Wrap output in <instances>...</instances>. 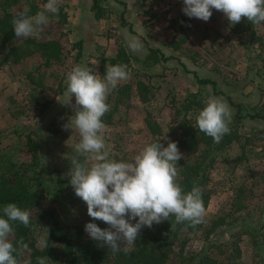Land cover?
I'll use <instances>...</instances> for the list:
<instances>
[{
    "label": "rangeland",
    "instance_id": "1",
    "mask_svg": "<svg viewBox=\"0 0 264 264\" xmlns=\"http://www.w3.org/2000/svg\"><path fill=\"white\" fill-rule=\"evenodd\" d=\"M118 1L127 4L126 19L131 28L121 24L124 7ZM46 2L39 0V5L44 8ZM98 3L107 11V17L101 20L91 12L93 0H59L60 11L67 21H51L32 37L41 42L55 40L64 48L61 61L51 62L36 74L38 80L42 78L41 85L32 84L28 78L41 63L39 56L28 57L18 65H0V170L7 169L12 161L22 167L32 163L27 146L29 135L42 142L39 151L42 164L36 171L43 174V182L38 183L46 189V198L31 213L34 235L41 249L44 246L40 241H46L47 230L55 220L71 230L81 221L103 223L88 216L87 206L75 195L68 174L63 185L68 197L52 195V187L56 185L54 171L69 173L73 156H78L75 147L80 141L79 133L63 127L77 107L75 97L69 101L65 95L67 75L75 66H87L103 77L102 58H117L121 51L129 57L126 63L129 79L107 98L111 109L118 96L124 97L113 116V125H108L103 134L109 158L117 162L132 161L154 139L165 143L171 139L179 124L173 108L179 107L188 95L197 94L203 102L213 96L223 98L216 96L212 87L199 85L192 72L216 81L217 91L243 103V114L255 109L264 112V25L255 26L252 33L236 34L233 24L215 9L208 22L187 17L181 10L183 0H98ZM14 11L19 12L20 8ZM131 37L143 43L142 52L130 51ZM23 39L26 38H20ZM79 42L82 57L77 59L75 45ZM150 49L176 59L149 66L144 60ZM141 81L154 94L147 104L139 96ZM125 85L131 87L127 95L119 93ZM223 100L234 114L228 100ZM57 127L58 132H48ZM236 131L240 141L220 151L211 167L208 188L212 200L205 219L232 213L238 193H245V209L232 215L237 220L235 226L219 229L210 239L182 230L175 243L176 253L200 256L208 252L214 241L235 240L241 232L240 225L247 226L245 229H264V121L247 119ZM28 168L33 171V166ZM252 240L247 235L241 237L244 263L264 264V248L259 251Z\"/></svg>",
    "mask_w": 264,
    "mask_h": 264
},
{
    "label": "clouds",
    "instance_id": "2",
    "mask_svg": "<svg viewBox=\"0 0 264 264\" xmlns=\"http://www.w3.org/2000/svg\"><path fill=\"white\" fill-rule=\"evenodd\" d=\"M183 14L208 22L215 9L222 12L235 25L246 18L252 25H264V0H183ZM44 11L33 16L20 14L12 19L14 35L29 38L38 34L58 18L59 0H47ZM130 51H143V43L136 37L128 41ZM129 79L128 66L115 64L106 67L101 77L87 66H75L67 75L65 95L69 101L75 97V114L70 117L65 130L75 129L80 141L71 161L69 181L75 195L87 206V214L93 221L99 220L108 227L101 229L94 222L86 223L85 232L101 246H107L115 254L135 244L142 228L175 218V223H188L195 228L205 220L203 190L194 186L184 192L180 184V167L177 162L183 154L177 142L168 141L146 145L130 162L110 159L104 133L108 125L103 117L110 110L108 96L121 82ZM232 110L220 97H209L205 107L196 117L199 131L219 143L230 133ZM0 217V264H20L18 257L28 245L21 239L14 246V224L29 227L31 212L15 203L6 204ZM135 221V223H131ZM40 244L47 246V241ZM123 245V246H122ZM49 258L37 257L36 264H48Z\"/></svg>",
    "mask_w": 264,
    "mask_h": 264
},
{
    "label": "trees",
    "instance_id": "3",
    "mask_svg": "<svg viewBox=\"0 0 264 264\" xmlns=\"http://www.w3.org/2000/svg\"><path fill=\"white\" fill-rule=\"evenodd\" d=\"M118 2L124 7L120 15L121 24L123 27L130 26L131 28V24L126 19L127 4L123 1ZM17 7L20 8L19 12L14 11ZM44 10L39 5V0H0V11L2 12V17L0 18V65H18L28 57L39 56L41 63L28 76L34 85H41L42 78L38 80L39 78L36 74L39 73L42 67L49 65L53 61H61L63 59L64 48L55 40L41 42L32 37L20 40L14 35L12 19L20 14L33 16L37 12ZM91 12L97 20L107 17V11L99 5L98 0H93ZM56 19L67 21L66 15L61 11H59L58 18L51 16V21ZM255 26L247 21L246 18H242L240 23L233 25V31L236 34L252 33ZM75 46H77V59H80L82 57V42L77 43ZM175 59L173 56H166L159 50L150 49L144 63L149 66H155ZM128 62L127 53L121 51L117 58H102L101 70L106 74L105 68L108 64H126ZM192 73L199 85L212 87L216 96H222L227 99L229 104L235 109V113L232 114L231 125H229L230 133L225 135L219 143H215L211 137L200 132L196 126V117L205 107V102L199 99L197 94H190L179 107L173 108L176 121L179 122L173 137L167 139L166 143L158 139H154L152 143L161 142L166 147L168 141L177 142L178 148L184 157L177 162L178 167H180L178 183L185 193L194 186L200 187L203 190L202 198L204 207L207 210L212 200V193L208 188L211 181V167L216 162L218 153L233 142L240 141L236 127L242 125L243 121L247 119L264 121V112L255 109L254 112L243 114L245 111L243 103L237 102L235 99L217 91L216 81L209 78H201L197 73ZM130 89L129 85H125L124 88L119 90V93L128 94ZM138 91L140 99L145 104L154 95L150 87L142 81L138 83ZM123 99V95L118 96L110 111L103 117L107 125H113V116L117 106L124 102ZM182 113L184 115L179 120ZM58 129L57 127L55 130H48V132L55 133L58 132ZM27 139L28 150L32 155V163L22 167L12 161V164L7 169L0 170V217L3 216V207L8 203H15L21 209L29 210L32 213L33 210L40 207L46 198V189L41 186L43 174L36 171L38 165L42 164L41 161L39 163V151L42 147V142L32 135H29ZM262 149L264 157V146ZM78 158L83 161L79 156ZM29 166H33V171L29 170ZM54 174H56V185L52 187L54 193L51 194L54 198L55 196L68 197V190L63 186L65 184L64 178L68 171H54ZM39 181H41L40 184L38 183ZM244 197L245 193H238L236 199H234V211L232 213L221 214L211 220L205 219L202 224L195 228L189 226L188 223H175L174 217H170L169 221L161 224H154L150 229L144 227L133 246L129 247L127 251L122 249L115 254L107 246H101L100 242L94 241L88 236L84 230L86 221H81L72 230L57 220L53 221L47 230V246L41 249L38 247V239L34 235L31 216L29 227L26 228L19 223L13 225L16 233L13 244L15 246L17 241L22 239L28 245V248L24 249L18 257L20 264H36L37 257L46 256L49 258L48 262L52 264H245L244 253L240 245L241 237L243 235L252 237L255 247L261 251L264 248V229L261 231L245 229L247 226L240 225L239 229L241 232L237 234L235 240L230 242L214 241L210 243L208 252L200 256L185 257L182 253H176L175 250V243L182 230L194 235L203 234L207 239H210L219 229L235 226L234 223L237 220L232 215L245 209L243 204ZM96 224L101 229L108 227L104 223Z\"/></svg>",
    "mask_w": 264,
    "mask_h": 264
}]
</instances>
